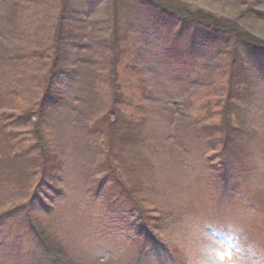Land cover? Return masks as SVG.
Segmentation results:
<instances>
[{
  "label": "rangeland",
  "instance_id": "1",
  "mask_svg": "<svg viewBox=\"0 0 264 264\" xmlns=\"http://www.w3.org/2000/svg\"><path fill=\"white\" fill-rule=\"evenodd\" d=\"M171 1L264 41V0ZM67 2L64 19L59 0H0V264H264V56L237 47L232 71L247 92L230 125L242 146L223 181L209 160L219 148L216 138L190 131L186 119H166L165 110L187 101L193 120L222 119L217 102L229 59L220 51L228 43L211 47L196 74L185 57L192 45L188 24L179 27L134 0ZM176 32L183 34L174 40ZM112 38L120 45V110L143 122L137 131L129 128L130 143L117 142L121 157L110 169L126 179L132 197L106 182L101 164L115 117L113 83L97 57ZM53 53L64 72L74 70L59 80L69 92L53 101L42 129L37 101ZM24 112L34 129L22 119L6 122ZM33 130L38 136H30ZM41 137L53 140L56 156L43 201L39 193L33 198L44 181L41 157L30 145Z\"/></svg>",
  "mask_w": 264,
  "mask_h": 264
},
{
  "label": "trees",
  "instance_id": "2",
  "mask_svg": "<svg viewBox=\"0 0 264 264\" xmlns=\"http://www.w3.org/2000/svg\"><path fill=\"white\" fill-rule=\"evenodd\" d=\"M68 0H59L60 4H59V11L62 13V16H64V19L69 17L70 13H69V5H68ZM135 2H141L143 3L144 7H146V9L149 12H154L160 16H162V18H166L174 23H176V25H178L179 27L184 26L186 24H188L190 31L189 32V37H190V43L192 45H190L189 50L191 52H197L198 56L195 53H191L190 51H188L187 54H185V57H191V59H193V63H192V70H194L196 72V74H199L203 68V64L206 58V54H208V52H211V47H214L216 49H218L219 47L223 46V41H226L228 43V46H226L225 50L220 51V56H226L228 57L229 61H228V65L226 66V71L227 73V79H226V87L225 89L222 91V93L224 94L223 98L221 96V99L219 100V102L217 103H222V119L219 122H215L212 125L206 124L205 122H202L201 120H193L191 117H189V114L186 113V108L188 107V102L184 101L181 102L176 101L171 103L172 105L165 111H167L169 114L167 117H165L166 119L169 120L170 117H173V119L180 121H183L186 119L187 124L189 126L190 131H196L197 133L200 134H205V137L207 135V137H209L208 139H210L212 142L214 140L213 137H215V141H216V146H218L219 148L217 150L213 149V155L210 156L209 160H210V164H213V166L215 167V170L213 171V173H217L218 174V178L220 177V180H225L226 177L229 176V173L231 172L229 170V162L232 161L231 158V154L234 153V149L237 147H241L242 145L239 143L237 137L235 136V131H236V127H232L230 125V120L232 117L231 115H233V110L239 106L240 102L242 101V96L244 94V98L246 96V92L247 90L242 88V83L239 81L238 76L232 71L237 65V61H236V57L238 55V53H240V51L237 50L238 46H242V48L248 49L250 51H254L256 54L258 53L259 55L264 56V41H260L257 40L256 38H254L252 35H250V33L246 32V31H242V30H232V29H228L220 20H216L212 15L210 14H205L202 13L201 11H187L185 9H183L182 7H178V5H174L175 1H171V0H134ZM99 7V6H98ZM89 17H85L84 21H88ZM90 24V23H89ZM89 24L87 27H89ZM62 25V24H61ZM66 25V24H64ZM90 27L91 24H90ZM89 27V29H90ZM183 32H176V34H174L172 36V38L174 40L180 38L182 36ZM104 39V38H103ZM103 39H101V41H103ZM93 40L90 41V43L92 44ZM101 42H99L100 44ZM90 44V45H91ZM100 45H103L105 48H103V50H101L100 57H97V59H103L105 62V65L107 64V79H109L110 83H113L110 86V89L112 90V97H113V107L111 109L114 118V122L109 123V127L112 124V127L107 130V133L111 132V136L108 135V140L105 142V147L103 148V150H105V153L101 164L105 167V175H106V182H111L113 184V186H115L116 188H120L121 186V190L123 192H126L128 196H131L133 189H129L126 188V186L124 185L126 183V179H121L118 175L116 171H110L111 167H112V162H115L117 159H119L121 157L120 153L118 152L119 150H117V142L119 143H123V144H127L130 143L129 141L131 139H129L130 136V131L129 128L137 131V129L142 127L143 122L139 119H137V121H131L130 119L126 118V115H122V110H120V108H122V102H125V98H123L122 96V89H120L119 84L116 83V70H117V65H118V51L120 50V45L119 43L117 44V42L112 40L110 41L109 47H106L107 45V41L101 43ZM111 46H114L112 48V50L110 49ZM83 47V46H80ZM80 47H78V50H83ZM112 52V56L110 57L109 54L108 56L106 55L107 53ZM105 55V56H103ZM232 59H231V57ZM5 57V56H4ZM58 53H53V64L51 65V72H49V74L47 75V77L42 80V82H44L43 88L41 90V94L44 93L43 95L39 96V99L37 101V104H41V108L39 109V114H40V118L38 121L37 126H41L42 129H44V126L42 124V119L43 117H45V113L50 112V111H54V107L55 104L53 103V101H56L57 104H59L58 101H61V99H63V92L67 91L69 92V88L70 86H66L65 90H62V86L59 83L61 77L63 80H67L68 78V72L70 74V71L74 70V69H70L68 70V72H64V70L67 71L66 66H59L58 63L60 62V59H58ZM169 57V56H168ZM94 56V60L93 58L91 60H93L94 62H92L93 64H96L97 62H95V60H97ZM171 61H174L172 58ZM104 64V63H103ZM228 69V70H227ZM221 70V69H220ZM61 72H64V74H61ZM61 74V75H60ZM198 77V75H197ZM122 88V87H121ZM145 90V89H144ZM147 101V99L145 100ZM158 108V105L155 107ZM154 109L150 110V116L152 117V115L154 114ZM27 113L29 114V112H24L22 113H18L16 115H10V118H8L6 120V122H8V120H11L12 118H14V122H19L20 119L23 120V125L25 126V129H29L30 126L33 127L34 129V125L31 122V119H33V117H26ZM0 116H2V114H0ZM26 117V118H23ZM119 120V122H117ZM117 122V123H115ZM21 123V124H22ZM232 123V122H231ZM3 126V128L8 131V127L5 126L4 124H1ZM117 125V126H116ZM120 126L124 127L123 130V136L120 137V133L117 132L118 128ZM208 130L210 132H208ZM44 131V130H43ZM39 133H43L42 131H39ZM219 132H221L220 135H217ZM142 131H139L138 136L141 139L142 138ZM207 134V135H206ZM30 136H38L35 131L33 130V133L30 134ZM43 136V135H42ZM46 137H41L40 139H34L32 143V141L30 142V145L34 147V150L36 151V153L38 154V157H41L42 160V168H41V181L43 182V185L39 188V190L37 192L34 193L33 198L38 195L39 193V199H41L43 201V197L42 194L46 191L44 190L45 187L50 186L49 183V173H50V165L55 164V159L56 156H51L50 153V149L52 148V146H50V142L53 143V140H50L47 138V140H45ZM205 139V138H204ZM142 141V140H141ZM146 142V140H145ZM124 158V157H123ZM51 159V160H50ZM217 161H215V160ZM220 163V164H219ZM108 165H109V169H108ZM104 178V179H105ZM100 184H104L105 182H100V180L98 181ZM132 197V196H131ZM142 231V230H141ZM137 264V261L136 263Z\"/></svg>",
  "mask_w": 264,
  "mask_h": 264
},
{
  "label": "snow or ice",
  "instance_id": "3",
  "mask_svg": "<svg viewBox=\"0 0 264 264\" xmlns=\"http://www.w3.org/2000/svg\"><path fill=\"white\" fill-rule=\"evenodd\" d=\"M211 230V229H210Z\"/></svg>",
  "mask_w": 264,
  "mask_h": 264
}]
</instances>
